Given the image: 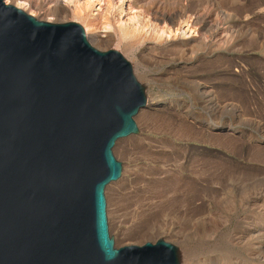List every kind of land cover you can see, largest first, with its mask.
<instances>
[{
    "label": "rangeland",
    "instance_id": "1",
    "mask_svg": "<svg viewBox=\"0 0 264 264\" xmlns=\"http://www.w3.org/2000/svg\"><path fill=\"white\" fill-rule=\"evenodd\" d=\"M36 1L41 9L26 12L37 19L81 24L74 4L65 12L53 0ZM136 1L153 3L150 16L189 20L205 35L193 47L170 44L186 39L180 35L151 49L112 33L107 45L91 42L120 51L158 103L134 117L137 134L113 147L122 174L105 198L115 247L161 238L176 246L179 264H264V252L249 247L264 241V0ZM192 81L231 108L208 111Z\"/></svg>",
    "mask_w": 264,
    "mask_h": 264
},
{
    "label": "water",
    "instance_id": "2",
    "mask_svg": "<svg viewBox=\"0 0 264 264\" xmlns=\"http://www.w3.org/2000/svg\"><path fill=\"white\" fill-rule=\"evenodd\" d=\"M146 88L75 21L0 0V264H179L161 238L115 247L105 189Z\"/></svg>",
    "mask_w": 264,
    "mask_h": 264
},
{
    "label": "bare ground",
    "instance_id": "3",
    "mask_svg": "<svg viewBox=\"0 0 264 264\" xmlns=\"http://www.w3.org/2000/svg\"><path fill=\"white\" fill-rule=\"evenodd\" d=\"M6 2H7V0H6ZM9 2L13 3V5L15 7L20 8V9L25 10V11L29 10L28 7L30 9L31 8L32 9H41V7L39 6V4L36 0L35 1H31V0H9ZM53 2L56 4H59L61 7H63L64 10H65V8L74 4L75 8H74V11H72V18L74 20H81V26L83 27L85 34H86V36L90 42H92V41L96 42V43L102 42V43H105L107 45L110 43L111 39L109 38V36L111 35L110 33H112L113 35L114 34L115 35L120 34L121 38H123L129 42L135 43V44H139V43L140 44H146V47L151 49V48H156L157 45H160L161 43L163 44V43H167L170 40H173L176 35H180V37L186 38V39L182 40L180 42H177V40L175 42L172 41V42H170V44L173 43L174 46H176V47L183 46L186 44L191 45L193 47V46H198V45L202 46L201 43L203 40H201V39L205 35L204 28L193 27L190 24L189 20H180V21H178V23H176V21H175L176 18H174V16L169 17V16L161 14L160 17L159 16L157 17L154 14L157 12V10H154V13L152 14V16H150L148 14L147 9H149L150 7H153V3H150L149 5L146 4V5H144L143 8H140L136 5L137 4L136 0H84L83 2H80L79 0H53ZM59 10H61V9H59ZM55 11H57V10L47 9L46 12L49 14H51V13L53 14V13H55ZM32 12H30V14H33ZM65 12H68V11L65 10ZM66 14L68 15V13H66ZM64 17H65V15H64ZM66 17H68V16H66ZM165 20H167L170 24H166ZM207 31H208V29H207ZM100 33L101 34L104 33V34L100 36ZM208 33H210V31ZM102 37H105V39H101ZM176 55H177V53H176ZM195 78H197V77H195ZM197 83L198 82L192 81V85H193L192 91L194 93V96L198 100H200V102H203L205 104V108L208 111H211L213 114L214 113L218 114L220 111L223 112L224 110L226 111L225 107H229L230 105L222 106L219 103L221 105L220 106L215 101L216 97H215V99H213L212 92L207 87L208 85L203 86L200 83H198V84ZM146 97H147L146 103L139 110V112H138L139 115H143L144 113L149 111L148 109H150V108L154 107L156 104H158V103H151V99H152L151 94L147 93ZM155 108H156V106H155ZM229 108H231V106ZM235 108L237 109V111H239L236 106H235ZM165 110H166V108H165ZM231 110H232V113L234 114L235 113L234 109H231ZM237 111H236V116L235 115L234 116L237 119H240L241 116H240L239 112H237ZM210 126L212 128H214L218 125L216 123H211ZM199 186L200 185H198V187ZM200 188H202V187H200ZM199 191H200V189H199ZM200 192H198V193H200ZM152 214H153V216L155 215L154 213H152ZM175 228H176V226H175ZM170 232H172V231H170ZM164 234H167V233H164ZM259 235H261V237L264 238V233H259ZM163 236H162V238H163ZM249 247L253 253L264 252V241L259 242L256 246L253 245L252 243H250Z\"/></svg>",
    "mask_w": 264,
    "mask_h": 264
}]
</instances>
